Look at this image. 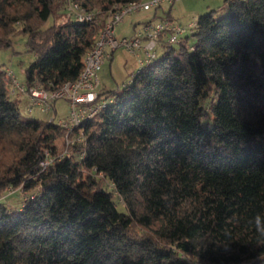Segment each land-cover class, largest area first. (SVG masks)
Wrapping results in <instances>:
<instances>
[{
	"label": "trees",
	"instance_id": "obj_1",
	"mask_svg": "<svg viewBox=\"0 0 264 264\" xmlns=\"http://www.w3.org/2000/svg\"><path fill=\"white\" fill-rule=\"evenodd\" d=\"M72 1L108 12L134 0ZM67 2L0 0V49L22 34L34 54L27 86L74 81L94 47L104 21H74ZM224 6L197 18L194 44L162 39L123 90L98 92L113 103L82 123L86 145L46 169L64 130L22 116L0 68V264H259L264 238L250 221L264 215V0ZM19 186L12 208L1 198Z\"/></svg>",
	"mask_w": 264,
	"mask_h": 264
},
{
	"label": "built area",
	"instance_id": "obj_2",
	"mask_svg": "<svg viewBox=\"0 0 264 264\" xmlns=\"http://www.w3.org/2000/svg\"><path fill=\"white\" fill-rule=\"evenodd\" d=\"M177 0H134L123 4L117 3L108 12L100 10H86L78 3L68 0L66 4L67 16L81 23L104 21L103 28L94 44L83 58V70L74 81L49 90L36 80L30 86L19 83L15 75L7 70L11 79L10 94H24L29 100L28 110L37 109L40 112H51L58 100H64L69 105V115L65 119H59L57 125L64 130L62 150L56 154L45 151V157L40 162L42 169H46L55 161L68 155L69 148L75 144L86 145V138L81 127L82 123L95 118L109 104L113 103L112 97H100L98 93L99 80L97 73L101 69L105 58L118 48L124 47L134 58L140 67L147 66L158 57L162 39L166 44L176 45L187 30L194 28L196 22L187 27L176 24L173 21L157 20L143 23L140 28L133 29L130 37L117 38L115 29L127 15L140 11H149L152 8L162 6L165 3L172 4ZM126 85H124V88ZM102 175V174H100ZM21 193L22 187L7 188V195Z\"/></svg>",
	"mask_w": 264,
	"mask_h": 264
},
{
	"label": "rangeland",
	"instance_id": "obj_3",
	"mask_svg": "<svg viewBox=\"0 0 264 264\" xmlns=\"http://www.w3.org/2000/svg\"><path fill=\"white\" fill-rule=\"evenodd\" d=\"M210 11H214L216 17L226 14L227 9L224 6V0H177L172 4L165 3L158 8L157 18L154 21L166 18V14L169 12V16L174 23L187 27L190 23L196 22L200 15H204ZM153 14L154 10L151 9L149 11H140L127 15L116 26V37L132 36V26L135 23H140L136 25L137 28H140L144 22L153 18ZM52 22L53 19L49 18L44 24V27L52 25ZM186 35H189L188 44H194V39L191 37V30H187ZM25 43V36L18 34L12 38L11 47L0 49V68L11 71L15 75L16 80L23 85L26 83L25 70L34 60V54L27 51ZM174 47L176 48L177 46L175 45ZM112 55V58H105L101 69L97 73L99 80L98 92L123 90L124 85L131 81L133 75L140 68L134 56L124 47L116 49ZM10 98L18 101L21 114L26 118L35 117L43 121L54 119V122L57 123L59 119H65L70 113L68 102L64 100H58L55 103L56 111L40 112L37 109L28 110L29 100L27 95L15 93L10 94ZM57 144L60 152L63 144H61L60 140L57 141ZM1 199L12 208L18 207L23 199V193L17 192L7 195L6 189ZM118 203V210L124 212L125 209L122 202L119 201Z\"/></svg>",
	"mask_w": 264,
	"mask_h": 264
},
{
	"label": "clouds",
	"instance_id": "obj_4",
	"mask_svg": "<svg viewBox=\"0 0 264 264\" xmlns=\"http://www.w3.org/2000/svg\"><path fill=\"white\" fill-rule=\"evenodd\" d=\"M250 223L253 225V231L257 234L258 237L264 238V215L256 214ZM223 250L227 253L231 250L230 244L225 245ZM259 264H264V253L259 252L257 253L256 257L254 258Z\"/></svg>",
	"mask_w": 264,
	"mask_h": 264
},
{
	"label": "crops",
	"instance_id": "obj_5",
	"mask_svg": "<svg viewBox=\"0 0 264 264\" xmlns=\"http://www.w3.org/2000/svg\"><path fill=\"white\" fill-rule=\"evenodd\" d=\"M136 24V23H135ZM132 28L134 29V25L132 26ZM113 57V55L111 54V56L109 57V58H112Z\"/></svg>",
	"mask_w": 264,
	"mask_h": 264
}]
</instances>
